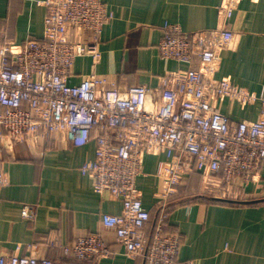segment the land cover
<instances>
[{"label": "built area", "instance_id": "built-area-1", "mask_svg": "<svg viewBox=\"0 0 264 264\" xmlns=\"http://www.w3.org/2000/svg\"><path fill=\"white\" fill-rule=\"evenodd\" d=\"M242 0H225L220 15L229 21ZM47 16L42 40H28L18 50L0 48V141L41 143L64 134L70 145L96 142L95 157L81 171L93 177L97 193L120 199L122 212L103 215L124 246L126 255L142 256L145 264H179V235L166 234L170 199L192 172L218 181L231 193L259 181L264 162V87L253 93L228 78H219L222 51L235 32L221 29L184 32L166 24L158 49L161 57L189 65L161 79L159 97L146 85H120L115 76L92 72L72 84L79 57L101 59V38L114 15L103 0H45ZM76 37V38H74ZM233 100L259 103L257 120L232 122L215 105ZM147 154L162 155L157 179V217L152 220L137 187ZM0 172V187L9 184ZM35 207L22 217L35 220ZM60 264H95L114 254L105 238L92 233L65 247ZM0 264H56L29 245L0 254ZM182 264H200L189 260Z\"/></svg>", "mask_w": 264, "mask_h": 264}, {"label": "crops", "instance_id": "crops-1", "mask_svg": "<svg viewBox=\"0 0 264 264\" xmlns=\"http://www.w3.org/2000/svg\"><path fill=\"white\" fill-rule=\"evenodd\" d=\"M45 0H0V48L18 50L28 40H42L47 9ZM114 18L104 28L101 59L95 66L90 57H79L73 67L72 84L81 83L90 73L115 76L120 85H146L159 97L164 75L186 71L189 65L159 54L166 24L184 32L221 29L235 32L231 47L222 51L219 78H228L253 93L264 87V0H242L231 20L225 21L220 7L225 0H103ZM76 38V37H74ZM215 105L232 122L257 120L259 103L243 105L217 100ZM96 142L70 145L64 134L46 143L0 141V172L9 184L0 187V254L20 247L27 253L35 246L41 257L54 263L67 261L65 247L92 233L101 234L112 248V256L95 258V264H145L142 256L126 255L103 215H118L123 204L109 193H97L93 177L82 166L95 157ZM162 155L147 154L144 174L137 182L152 220L144 232L150 236L158 211L156 174ZM192 197L206 191L223 198L252 199V204L211 203L203 198L172 197L166 234L179 235V264L196 260L200 264H264V162L259 181L242 188L227 189L192 172L182 185ZM194 193H199L195 195ZM182 195V196H181ZM182 200V201H180ZM35 207V220L22 217L23 208Z\"/></svg>", "mask_w": 264, "mask_h": 264}, {"label": "trees", "instance_id": "trees-1", "mask_svg": "<svg viewBox=\"0 0 264 264\" xmlns=\"http://www.w3.org/2000/svg\"><path fill=\"white\" fill-rule=\"evenodd\" d=\"M188 189L189 188L187 187V185L186 186H183V187H180L179 190H178V192L174 196H172V197H175V196L176 197H180V194H182V195L184 194L183 199H182L183 202H185V200H197L198 198H203V199H205V200H207L208 202H211V203L252 204V203H255L256 202V200H252V199H247V200L241 199V198L232 199V198H229L228 196L221 198V197L215 195L214 193L213 194L212 193H208L207 191L203 195H198V197H192L194 195H191V192ZM179 199H181V197ZM182 200H180V201H182Z\"/></svg>", "mask_w": 264, "mask_h": 264}, {"label": "rangeland", "instance_id": "rangeland-1", "mask_svg": "<svg viewBox=\"0 0 264 264\" xmlns=\"http://www.w3.org/2000/svg\"><path fill=\"white\" fill-rule=\"evenodd\" d=\"M214 182V181H213ZM195 195L199 194V193H194Z\"/></svg>", "mask_w": 264, "mask_h": 264}]
</instances>
